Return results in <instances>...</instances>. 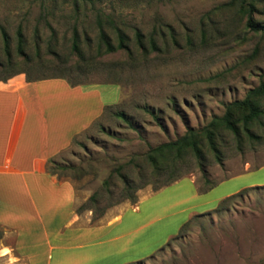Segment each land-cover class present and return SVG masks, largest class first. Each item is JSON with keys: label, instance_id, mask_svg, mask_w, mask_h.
<instances>
[{"label": "rangeland", "instance_id": "obj_1", "mask_svg": "<svg viewBox=\"0 0 264 264\" xmlns=\"http://www.w3.org/2000/svg\"><path fill=\"white\" fill-rule=\"evenodd\" d=\"M255 6L253 16L264 24V0ZM236 7L230 0H77L76 5L73 0H0V29L9 38L7 56L0 34V78L18 71L29 77L62 74L110 95L113 105L75 135L54 161L65 166L57 169V178L73 185L74 212L89 195L98 196L91 209L78 213L80 222L97 224L124 208L132 215L148 211L144 220L151 222L152 246L135 264H264V187L248 190L218 212L192 218L181 236L157 250L191 215L212 210L219 199L244 187L264 184V112L251 125L259 138L243 136L240 150L230 133H220L222 166L205 148L206 178L216 184L193 197V184L201 188L205 183L191 156L180 166L184 176L156 191L153 186L165 174L151 176L144 160L148 147L200 129L221 115L227 103L264 81V33L247 30ZM97 17L112 43L116 34L106 19L126 34L128 51L96 52ZM17 29L25 56L16 51ZM73 29L84 61L69 48ZM136 31L146 50L135 43ZM150 38L156 49H150ZM120 174L141 185L135 203H113L123 186ZM174 194L185 199L170 204ZM191 204L198 207L190 216L179 212ZM99 208L103 211L95 218ZM12 242V234L0 227V264H24Z\"/></svg>", "mask_w": 264, "mask_h": 264}, {"label": "crops", "instance_id": "obj_2", "mask_svg": "<svg viewBox=\"0 0 264 264\" xmlns=\"http://www.w3.org/2000/svg\"><path fill=\"white\" fill-rule=\"evenodd\" d=\"M109 99L94 84L60 77L27 80L19 72L0 80V227L12 234L10 247L24 264H124L152 246L148 211L124 208L97 224L80 222L73 185L46 170L48 159L113 105ZM189 193H197L194 184ZM174 196L170 204L185 199ZM197 207L179 212L190 216Z\"/></svg>", "mask_w": 264, "mask_h": 264}, {"label": "trees", "instance_id": "obj_3", "mask_svg": "<svg viewBox=\"0 0 264 264\" xmlns=\"http://www.w3.org/2000/svg\"><path fill=\"white\" fill-rule=\"evenodd\" d=\"M88 2H92L93 0H85ZM231 4L237 3V11L244 16V27L252 32H261L264 33V24L259 20L254 18V13L256 12L255 3L257 0H230ZM73 3L76 5L77 0H73ZM106 22L110 27L113 28L116 34V42L112 43L109 40V36L107 31L103 28V22L100 17L96 18V25L98 30V39L99 42L97 44L96 52L99 55H104L108 53H112L115 50H125L128 51V43L126 34L117 26L113 25V21L111 19H106ZM0 34L3 39V46L6 55L8 56V42L9 38L6 32L3 29H0ZM135 43L137 46L146 50L145 44L142 40L141 33L136 31L134 33ZM79 36L75 29H73L71 34V41L69 48L71 52L75 53L80 61H84L86 58L81 52L80 44H79ZM150 49H156L154 41L150 38L149 41ZM24 41L23 36L20 29L16 30V51L21 56H25L24 53ZM49 52L53 53V47L49 46ZM9 63V58H7V62ZM3 63H0V66ZM21 72V71H18ZM14 72L7 76L0 78V80H5L11 75L18 73ZM25 77L27 80H35L40 78L47 77H60L67 80L71 85L80 84V82H73V80L69 77H66L62 74L51 75V76H42V77H29L25 73ZM264 96V81H260V83L250 88L244 97L239 100H234L227 103L224 106V111L219 116H213L203 127L200 129H187L182 135L176 137L173 140H169L166 142H162L156 144L154 146L148 147L147 151L144 154V160L148 163L150 167L149 174L152 175H161L165 174L164 179L159 181L157 184L153 186V191H156L164 186L169 185L170 183L178 180L179 178L184 176V171L181 170V165L185 162V159L188 156H191L195 162L197 167L200 169L203 181L205 185L203 187H197L196 190L198 193L205 192L212 188L216 182L209 181L206 178L205 173V148L210 150L213 154V157L220 166H222V153L218 146V137L222 131H226L232 135L234 138L238 149H241V144L243 140V136L247 139L255 140L259 138V135L254 133L251 130V125L258 121L260 116L263 114V109L261 108V98ZM110 105L104 107V109L109 108ZM103 109V110H104ZM116 116L123 119L125 122L129 123L128 119L125 117L123 112H115ZM137 166V164H136ZM65 166L59 165L54 161V158H50L46 163V170L50 174H57V169H63ZM139 176H143V173L139 170ZM119 177L122 180L123 186L118 192L117 198L113 201V203H118L124 200L129 201L131 204L136 202L135 191L141 186L136 185L132 179H130L125 174H120ZM264 187L263 185H254L244 187L232 194L222 197L218 200L216 206L210 211H204L201 213H195L191 215L186 221H184L177 233L171 236L165 244L159 247L157 250L161 249L170 242L171 239L177 238L181 236L187 228L190 226V222L192 218L202 215H207L212 212H218L226 205V203L234 198H237L243 195L250 189ZM108 194L112 195V191H107ZM98 196L96 194H91L88 196L87 200L80 204L76 209L75 213H79L83 209H91L92 205L97 202ZM110 203V204H113ZM96 217H99L103 211V208L97 209ZM142 259H137L134 261H130L124 264H135L141 262Z\"/></svg>", "mask_w": 264, "mask_h": 264}]
</instances>
